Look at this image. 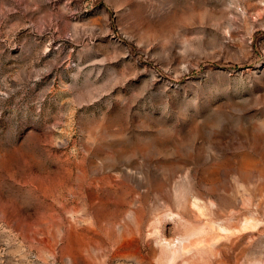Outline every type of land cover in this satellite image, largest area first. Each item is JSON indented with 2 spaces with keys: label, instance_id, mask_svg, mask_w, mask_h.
Listing matches in <instances>:
<instances>
[{
  "label": "rangeland",
  "instance_id": "1",
  "mask_svg": "<svg viewBox=\"0 0 264 264\" xmlns=\"http://www.w3.org/2000/svg\"><path fill=\"white\" fill-rule=\"evenodd\" d=\"M0 264H264V0H0Z\"/></svg>",
  "mask_w": 264,
  "mask_h": 264
}]
</instances>
